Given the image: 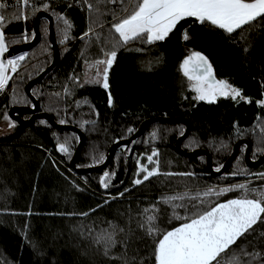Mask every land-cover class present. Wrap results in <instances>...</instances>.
Segmentation results:
<instances>
[{"label":"trees","instance_id":"obj_1","mask_svg":"<svg viewBox=\"0 0 264 264\" xmlns=\"http://www.w3.org/2000/svg\"><path fill=\"white\" fill-rule=\"evenodd\" d=\"M47 2L51 10L65 14L73 28L66 45L60 47L58 64L32 88L31 93L41 113L51 116L55 123L73 126L85 135L86 142L76 161L78 169L101 165L105 159L100 163L95 161L101 155L106 157L114 143L129 139L141 123L157 117L187 120L191 129L181 149L184 152H207L213 169L223 166L238 141L250 143L251 160L263 154L259 151L255 155L253 153L258 147L256 137L264 128V106L260 104L264 101V24L245 26L243 31L237 30L228 36L220 30L194 24L190 19L181 21L164 41L155 45L135 42L118 48L109 69V89L105 91L100 86L102 75L97 82V69L93 63L104 58L100 46L93 39L92 45L86 48L80 39L88 29L87 6L83 10L75 4L69 8L68 3L73 0ZM14 11L19 10L0 11L5 16L3 31L6 39H20L19 43L10 44L9 48L26 44L22 36L24 33L30 41L33 39L34 21L39 12L52 18L54 38L56 43L59 42L57 21L50 12L41 10L34 16L29 13L30 18L25 22L13 20ZM111 19V16L106 18L105 35ZM44 28H47L46 33ZM185 29L190 36L187 41L182 39ZM39 31L40 42L26 53L21 70L0 93V123L5 122L3 116L5 113L8 115L11 108L32 107L24 88L53 60L47 20L40 21ZM105 46L111 48L110 44ZM128 51L145 56H164L166 61L171 62L167 69V76L170 77L168 84L160 88L154 84L144 88L139 85L125 86L128 72L121 70L120 66ZM190 51L203 54L212 65L215 77L239 89L243 99H219L213 104L194 100L195 93L189 89L187 79L179 71L180 63ZM70 76L78 77L79 85L69 79ZM14 91L26 97L29 103H10ZM109 94L113 101L111 107L108 104ZM21 118L27 120L30 116L21 115ZM60 120L67 122L61 124ZM14 124L12 133L0 138V264H125V260L128 264H141V261L143 264H154L152 241L144 236L137 224L143 209L156 203L162 195L183 192L186 188L195 193L213 185L218 189L246 180H251V187L258 192L264 191V180L252 175L264 172V162L254 168L247 167L244 151H241L244 146L229 168L216 178L209 174L204 157L178 154L175 144L183 134L184 126L175 122L152 124L129 147L118 149L104 170L86 175L77 174L69 167L78 144L74 133L55 130L43 120L28 126ZM129 128L133 130L131 133ZM153 132L157 133L155 141L151 137ZM57 141L68 142L70 157L56 151ZM221 142L227 147H220ZM153 148L159 153L161 172H191L195 175H160L134 186L132 181L137 178V161L146 164ZM238 158L239 168L246 170V176L231 175L238 170ZM105 172L115 175L111 177L109 186L102 188L100 177ZM121 192L123 196L119 195ZM239 195V192H230L219 199L223 201ZM105 200H108L107 204ZM159 207L162 228L170 230L179 226L180 221L168 223L166 205L160 204ZM80 213L89 215L83 217ZM108 222L117 226L114 237L117 244L105 255L103 245H97L94 238L102 229L112 231ZM89 228L92 232L88 231ZM119 228H123V232H119ZM254 228L255 231L250 230L237 244L249 254H259L255 258L247 256L244 259L251 264H264V223H258ZM236 247L233 245V248Z\"/></svg>","mask_w":264,"mask_h":264},{"label":"snow or ice","instance_id":"obj_2","mask_svg":"<svg viewBox=\"0 0 264 264\" xmlns=\"http://www.w3.org/2000/svg\"><path fill=\"white\" fill-rule=\"evenodd\" d=\"M83 7L88 10V29L81 35L80 39L85 43V47H90L93 39L100 46L103 59H96L93 63L96 66V78L102 75L103 82L100 86L107 91L109 89L108 74L117 56V49L127 47L131 43L139 42L146 45H155L164 41L166 37L176 28L181 21L189 19L194 24L207 26L211 29L220 30L224 34L231 36L237 30H244L245 26L255 27L257 24H264V0H73L68 3V7ZM20 9L12 13L13 20H24L31 15L43 10L50 12L57 21V35L59 43L63 46L70 39V32L73 24L65 14L51 10V5L47 0H20ZM6 7L0 4V8ZM111 16L110 26L107 34H104L106 18ZM5 16L0 14V92H3L8 82L12 79L10 73H17L21 67V62L25 60V55H18L11 59L6 58L9 53V45L20 42L19 38L6 39L3 31ZM63 25V27H60ZM99 28L100 31H96ZM43 31L46 33L47 28ZM24 42H29L27 33L22 34ZM35 37V33L31 38ZM182 39H190L188 30L185 29ZM111 45L109 49L105 45ZM46 50V43H45ZM140 51V49H136ZM247 51V49H245ZM83 51L81 53L83 57ZM102 66V67H101ZM179 71L188 81L190 90L195 93L193 99L205 101L209 104L216 103L217 99L223 97L236 100L242 98L241 91L223 79H217L214 75L213 67L209 60L198 51H190L179 65ZM69 79L79 85V78L70 76ZM68 90H65V95ZM247 102V101H246ZM10 103L25 104L29 101L23 95L13 93ZM112 97L109 94L108 104L112 106ZM264 106V101L260 102ZM3 119L9 128H14V122L5 113ZM61 124L65 120L59 121ZM235 127V125H234ZM133 130L128 129L131 133ZM239 134V133H237ZM157 136L156 132L151 134L153 141ZM258 145L256 151L264 153V128L261 134L256 137ZM220 147L226 148L223 142ZM56 151L71 156L70 146L67 141L60 143L57 141ZM244 151V148H241ZM159 153L153 148L147 156L148 164L137 161V178L132 181L134 186L141 185L152 177L163 175L165 177H193L191 172H161L159 164ZM105 159L103 155L96 160L100 163ZM239 158L237 169L232 176L247 175L243 168H239ZM149 165H155L149 167ZM223 166L214 170L220 172ZM115 173L105 172L100 177L102 188L109 186L111 177ZM264 180V172L252 174ZM142 176V179L140 178ZM128 191V189H125ZM230 192H239L236 198L226 197ZM123 196V193H119ZM115 198V197H114ZM215 198V200H213ZM105 204L108 200L104 201ZM160 204L166 205L168 210V223L173 220L180 221L179 226H173L170 230L162 228L159 224L161 218ZM100 207V206H98ZM95 212V209H91ZM87 217L89 213H80ZM264 223V191H257L251 187V180L244 183H232L225 187L213 185L204 191L197 190L195 193L190 188L183 192L165 194L160 199L143 209L137 227L144 233V236L152 241L151 256L154 264H251V261L244 257L259 256L258 253L249 254L245 248L237 242L245 237L249 231H255L254 225ZM109 228L102 229L96 234L94 242L103 245L105 255L117 244L115 235L117 226L108 222ZM92 232V229H88ZM123 232V228L118 229ZM236 245V248H233ZM119 259V257H113ZM135 261V257L132 258ZM125 264L128 261L125 260ZM143 264V261H141Z\"/></svg>","mask_w":264,"mask_h":264},{"label":"water","instance_id":"obj_3","mask_svg":"<svg viewBox=\"0 0 264 264\" xmlns=\"http://www.w3.org/2000/svg\"><path fill=\"white\" fill-rule=\"evenodd\" d=\"M43 19L48 21V35H49V41H50V47L52 50L53 60H52L51 64L39 76H37L35 79L29 81L24 88L25 94L27 95V97L30 99V101L32 103V107H13L9 110L8 116L12 121H14L15 123H17L20 126H28L30 123H32L34 121L43 120V121H46L55 130L74 133L78 137V144H77V147H76L74 154H73V156L70 160V163H69V167L73 172H75L77 174H81V175H86V174L102 171L110 163V161L112 160V158L114 157V155L118 151V149L123 148V147H129V145L132 142L138 140L145 133L146 129L149 126H151L152 124H166V123H173V122L181 124L182 126H184V132L177 139L176 144H175V148H176V151L178 152V154L182 155L183 157H204L207 170L209 171V174L212 177L216 178V177L221 176L229 168L230 164L234 161L237 153L239 152V150L242 146L245 147L244 160H245L247 167L254 168V167H257L258 165H260L262 162H264V153L262 154V156L258 160L252 161L249 158V153L251 150L250 143L248 141L242 140V141H238L234 145V147L232 148V152H231L230 156L228 157V159L223 164V167L221 168L220 172H216L212 168L211 158L207 152H205L203 150L184 152L181 149V144L187 138V136L190 132V129H191L190 124L187 120L181 119V118L157 117L154 119L146 120L143 123H141V125L138 127L137 131L129 139L118 141V142L114 143L108 149L105 160L101 165L96 166V167H91V168L78 169L76 167V161H77L78 157L80 156V153H81V151L84 147V144L86 142L85 135L79 129H77L73 126H69V125L57 124L53 121L51 116L44 114V113H41L39 104L35 100V98L32 96V93H31L32 88L35 85L39 84L44 79V77L47 74H49L51 72V70L59 62L60 50H59V47L57 46V43H56L55 38H54L52 18L49 15L45 14L44 12H39L36 15V18L34 21V27H33V33H35V37L29 43L9 48L10 51L8 54H6V57H10L12 55H16V54H20V53H27L40 42L41 34L39 31V24H40V21ZM21 115H30V118L27 120H24L21 118Z\"/></svg>","mask_w":264,"mask_h":264},{"label":"rangeland","instance_id":"obj_4","mask_svg":"<svg viewBox=\"0 0 264 264\" xmlns=\"http://www.w3.org/2000/svg\"><path fill=\"white\" fill-rule=\"evenodd\" d=\"M170 64L171 62L166 61L164 56H145L140 52L128 51L126 57L121 61L120 69H126L128 72L126 79H124V84L127 87L139 85L144 88L148 87L149 84H154L156 87L160 88L168 84L167 80L170 79V77L167 76V69ZM219 99L225 98L220 97L217 100ZM12 130L13 128H9L6 121L1 122L0 138L9 136ZM146 164H148L147 160Z\"/></svg>","mask_w":264,"mask_h":264},{"label":"built area","instance_id":"obj_5","mask_svg":"<svg viewBox=\"0 0 264 264\" xmlns=\"http://www.w3.org/2000/svg\"><path fill=\"white\" fill-rule=\"evenodd\" d=\"M0 4H4L6 7L4 8H0V11H8V10H19L21 5H20V0H0ZM66 45V43H65ZM63 45V46H65ZM57 46L59 47H63L59 42L57 43ZM26 53H20V54H16V55H12L10 57H6L8 59H11L15 56H18V55H25ZM23 63L24 61L21 62V67L18 69L17 73H10V75L13 77L14 75L18 74V72L21 70L22 66H23ZM11 81V80H10ZM9 81V82H10ZM71 174H73L71 171H70Z\"/></svg>","mask_w":264,"mask_h":264},{"label":"flooded vegetation","instance_id":"obj_6","mask_svg":"<svg viewBox=\"0 0 264 264\" xmlns=\"http://www.w3.org/2000/svg\"><path fill=\"white\" fill-rule=\"evenodd\" d=\"M189 54H190V53H189ZM29 116H30V115H29ZM244 151H245V147H244ZM243 154H244V152H243ZM261 156H262V155H261ZM261 156H260V157H261ZM260 157H259V158H260ZM259 158L255 159V160H252V161H256V160H258Z\"/></svg>","mask_w":264,"mask_h":264}]
</instances>
